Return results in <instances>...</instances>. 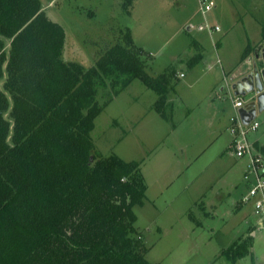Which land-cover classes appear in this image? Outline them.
Masks as SVG:
<instances>
[{"label":"rangeland","instance_id":"rangeland-1","mask_svg":"<svg viewBox=\"0 0 264 264\" xmlns=\"http://www.w3.org/2000/svg\"><path fill=\"white\" fill-rule=\"evenodd\" d=\"M40 1L65 31L64 61L89 69L129 29L152 56L145 57L148 74L170 79L166 113L173 121L155 110L159 94L135 80L119 95L100 90L99 102L108 105L92 132L100 157L116 154L142 164L148 191L135 212L150 249L147 260L232 264L228 249L240 237H251V253L237 264H264V223L253 202L242 203L250 190V157H237L230 145V125L239 111L231 79L245 71L236 73L264 37V0H213L205 17L201 0H135L131 14L126 0ZM206 22L221 31H203ZM194 57L201 61L191 68ZM182 73L185 78H179ZM240 100L258 104L255 93ZM254 122L258 130L247 127L246 139L252 154L264 159V110L257 108Z\"/></svg>","mask_w":264,"mask_h":264},{"label":"trees","instance_id":"trees-1","mask_svg":"<svg viewBox=\"0 0 264 264\" xmlns=\"http://www.w3.org/2000/svg\"><path fill=\"white\" fill-rule=\"evenodd\" d=\"M121 34L86 69L62 59L65 31L40 0H0V264H154L135 212L148 191L142 164L102 158L92 139L108 105L100 90L119 95L135 80L172 120L170 79L149 75L152 56ZM252 247L240 237L227 255L237 264Z\"/></svg>","mask_w":264,"mask_h":264},{"label":"built area","instance_id":"built-area-1","mask_svg":"<svg viewBox=\"0 0 264 264\" xmlns=\"http://www.w3.org/2000/svg\"><path fill=\"white\" fill-rule=\"evenodd\" d=\"M200 14L205 17L214 8L215 3L213 0H201L200 2ZM203 31H210V33L219 32L221 29L217 26L211 25L208 22L200 27ZM236 109L244 107L243 102L240 98L236 99L234 104ZM233 127L231 132L234 136V142L232 148L235 150L237 157L244 158L250 157V164L248 166V172L246 174V180L250 185V190L247 195L243 198V203L249 204L254 203L255 213L260 217L262 224L264 223V159L260 156H254L252 154V146L246 139L247 131L246 128H251L254 131L258 129V123H251L249 126H245L239 117L232 118Z\"/></svg>","mask_w":264,"mask_h":264},{"label":"water","instance_id":"water-1","mask_svg":"<svg viewBox=\"0 0 264 264\" xmlns=\"http://www.w3.org/2000/svg\"><path fill=\"white\" fill-rule=\"evenodd\" d=\"M254 55V62L249 68L231 79V88L236 97H245L250 93H255L258 97V104H247L239 110L240 119L245 126H249L255 120L257 108L260 111L264 110V43L258 47Z\"/></svg>","mask_w":264,"mask_h":264},{"label":"crops","instance_id":"crops-1","mask_svg":"<svg viewBox=\"0 0 264 264\" xmlns=\"http://www.w3.org/2000/svg\"><path fill=\"white\" fill-rule=\"evenodd\" d=\"M204 21H205V19H204ZM194 26L193 25H191V27L190 28H193ZM189 28V29H190ZM215 33V32H214ZM259 44V43H258ZM257 47V46H256ZM248 58V57H247ZM254 58H255V55H254ZM254 58L252 59H249L248 61H247V63L244 65V66H242V67H240V69H238L237 71H236V73L238 74V73H240L243 69H246L247 67L249 68V66L251 65V63L252 62H254ZM242 62H244V60H242ZM200 63V62H199ZM198 63V64H199ZM242 65V64H241ZM195 67V66H194ZM193 67V68H194ZM184 76V77H181V76ZM186 76H185V74L184 73H182V74H180V76H179V78H185ZM231 87V86H230ZM239 98H242V97H239ZM237 110H239V109H237ZM238 113H237V115H236V117H239L240 118V115H239V111H237ZM170 118H171V116H170ZM234 118V117H233ZM172 120L171 121H173V117L171 118ZM241 120V119H240ZM231 127H233V123L230 125V129H231ZM258 130V129H257ZM231 131V130H230ZM232 134V133H231ZM232 136H233V134H232ZM233 142H234V136H233V140H232V142H231V146H232V144H233ZM208 148V146L205 148V150H203L202 151V153L204 152V151H206V149ZM201 153V154H202ZM257 153H259V152H257ZM256 153V154H257ZM256 154H254V155H256ZM256 156H259V154L258 155H256ZM249 164H250V160H249V163H248V165H247V171H246V173H245V179H246V174H247V172H248V166H249ZM145 177V176H144ZM146 180V179H145ZM248 181V180H247ZM245 197V196H244ZM242 203H243V200H242ZM245 204V203H244ZM252 235L254 236L255 235V232H253L252 233Z\"/></svg>","mask_w":264,"mask_h":264},{"label":"flooded vegetation","instance_id":"flooded-vegetation-1","mask_svg":"<svg viewBox=\"0 0 264 264\" xmlns=\"http://www.w3.org/2000/svg\"><path fill=\"white\" fill-rule=\"evenodd\" d=\"M262 43H264V38L261 39V42L258 44V46H257L256 49L254 50V52L258 49V47H259Z\"/></svg>","mask_w":264,"mask_h":264}]
</instances>
